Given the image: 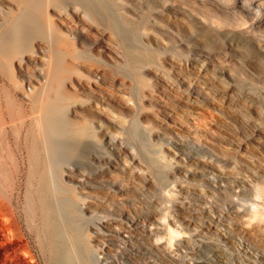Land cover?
Masks as SVG:
<instances>
[{
	"label": "rangeland",
	"instance_id": "374dc122",
	"mask_svg": "<svg viewBox=\"0 0 264 264\" xmlns=\"http://www.w3.org/2000/svg\"><path fill=\"white\" fill-rule=\"evenodd\" d=\"M100 1L125 41L71 18L75 0L56 10L92 72L58 112L84 134L50 138L64 203L35 104L0 76V264H77L69 245L80 264H264V0ZM44 68L43 51L19 68L28 96Z\"/></svg>",
	"mask_w": 264,
	"mask_h": 264
},
{
	"label": "bare ground",
	"instance_id": "6f19581e",
	"mask_svg": "<svg viewBox=\"0 0 264 264\" xmlns=\"http://www.w3.org/2000/svg\"><path fill=\"white\" fill-rule=\"evenodd\" d=\"M73 4V10L76 12H69L71 18L87 22L92 26L91 30L94 27L109 30L117 39L124 40L123 29L117 28V20L115 21L114 17L108 15V8L103 2L100 0H75ZM11 5H16L19 12L17 15L13 13L12 18H7L4 23H0V76L12 86L13 90L21 91L35 104V118L42 127L40 136L44 171L48 179L47 186H50L57 203L61 204L66 200L62 196L61 178L59 177L61 162L58 158L55 159L54 154L56 147L62 145L53 142L50 138L52 134H56L75 139L84 134L81 129L72 132L67 128L64 129L66 125L70 124L69 120L59 118L58 112L65 106L64 102L60 101V97L68 95L71 88L67 83L69 74H88V76L90 74L91 76L92 72L84 66L77 67L72 60H69V58L77 57L78 50L76 49V40H70L63 34L58 21L61 18L59 16L61 13L56 10L63 11L64 0H0V13L9 17L13 9L9 7L8 12H5L3 8ZM124 18L126 19L125 16ZM37 37H43L46 40V46L36 45ZM105 48L110 51L109 45H105ZM41 51H43L45 68L36 75L43 81L34 90L35 92L28 96L26 89L30 83L24 84L19 80L20 72L18 70L23 66V63H28L30 55H37ZM124 54L130 56L133 55V52L127 50L122 56ZM0 94L3 97L2 104L5 109H13L16 102L10 89L6 86L0 87ZM60 120L62 123H58ZM69 148H65L68 153L72 152V149ZM39 162L33 160V167L38 166ZM58 208L56 214L62 219L65 215L64 208H62L63 213ZM45 213L47 218L51 215L48 207H45ZM68 252L77 264H80L79 260L81 259L71 245L68 246Z\"/></svg>",
	"mask_w": 264,
	"mask_h": 264
}]
</instances>
